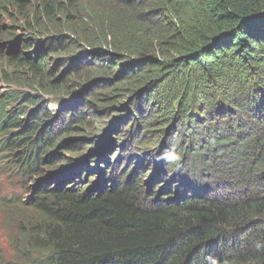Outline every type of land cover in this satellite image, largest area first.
Segmentation results:
<instances>
[{"label":"trees","instance_id":"trees-1","mask_svg":"<svg viewBox=\"0 0 264 264\" xmlns=\"http://www.w3.org/2000/svg\"><path fill=\"white\" fill-rule=\"evenodd\" d=\"M14 8L38 37L3 31ZM0 12V81L17 88L0 93V172L22 193L0 191V208L30 211L0 264H264V0H0ZM84 82L100 109L83 106ZM45 97H63L55 114ZM150 128L168 154L181 132L192 171L186 158L175 176L141 170ZM132 138L140 157L124 155ZM223 156L239 158L238 195L225 192L233 172L208 182Z\"/></svg>","mask_w":264,"mask_h":264},{"label":"rangeland","instance_id":"rangeland-1","mask_svg":"<svg viewBox=\"0 0 264 264\" xmlns=\"http://www.w3.org/2000/svg\"><path fill=\"white\" fill-rule=\"evenodd\" d=\"M11 14L14 15L12 22H11V20L6 21L5 17H2L5 21L1 27H2L3 31H5L6 34H8V35L12 34L11 36L17 35L20 37L19 39L24 38L25 36H30L31 34H33L35 37L39 36L37 34V32L32 28L33 26L32 25L29 26L30 23L29 24L25 23L24 19H23L24 21H20L21 15L15 10V8H14V11L12 9ZM0 16H1V12H0ZM30 22H31V20H30ZM47 36H50V35H47ZM28 40H30V39L28 38ZM33 47H34V45L32 43V47L29 50H27L26 52L32 53ZM57 77H58V75H56L54 77V79ZM24 81L29 82L28 79H25ZM84 83L87 84L85 86L86 92L83 93L84 88L80 91V95H81L82 99H84V102H85V104L83 106H85V108H90V109H100L99 106L95 105L99 101H94L93 100L94 97L90 98L92 95V89L94 88L91 85L94 84L95 82H91V83L84 82ZM84 83L82 85H84ZM52 85H54V84H52ZM48 87L52 90V92L50 94L66 93L65 90L54 89V87L51 85H48ZM10 89H14V87L5 86L0 81V92L5 91V90H10ZM98 89H99V87H98ZM100 90H102V89L100 88L98 90V92ZM24 91H26V90H24ZM68 98H69V96H67V99ZM89 98H90V100H89ZM47 99H48L47 97L44 98L45 101H47ZM61 100H63V97L58 98V99H54L53 97H51L50 100L47 101V106H46L47 109H44V110H46L47 112L55 114L59 109V105H60ZM102 101H105V100H102ZM108 103H109V101H108ZM135 116L138 117V113H136V111L133 112V117H131V120L135 121ZM112 117H110L109 119H111ZM180 130L182 132V127L180 128ZM79 131H80V129H79ZM86 131L92 132V127H89V128L87 127ZM99 131L100 130H96L95 132H92V136L96 135ZM129 131H130L129 124L125 123V125H123L121 127V130H119L120 135H121L119 137L120 140L126 139L127 138L126 136L128 135ZM181 132L176 133L171 138V141H170L171 147H170V153H169L170 155L168 154V151H165V149L161 150V149L157 148L158 147L157 141H159L161 139V137L157 139L156 135L153 136L154 133H153L152 128H150L149 130H145L142 133V136H144L148 140V142L151 141V143H150L151 145L148 148V152L150 154L148 156V153H147L145 156V160L147 157H148V160L146 162L142 163V166H141L142 167L141 170H143V172H145L146 175H148V176L151 175L155 171V168H161L163 170L162 172L165 176H167V177L171 176V175L175 176V175H177L176 172H179L181 167L179 169H177L176 171L173 168H177L179 166L177 163L181 164L180 162L183 158H186L187 162L190 164L189 155L182 151L185 147L184 145L187 143H184V144L182 143L183 140L181 141V136H180ZM96 139L100 140L99 138H96ZM138 140H139V138H136V140H135V138H132L129 141V146H130V148H132V150H131V153L129 154L130 151H129V148L127 146L124 149V155L125 156L132 155V154L135 155L136 157L141 156V153L137 149H135V147L137 146ZM229 144L231 146H235V144H231V143H229ZM224 147L225 146H222L219 148L223 149ZM69 152H70V149H69V151L67 149H64V152H62V155H65L66 153H69ZM160 152H161V155H160ZM167 156L172 158L173 162L175 164H177V166L174 167L173 163L171 162V165H170L171 167H167V165L162 162V160L167 158ZM221 156H222V154H220V152H219L217 154V157H216L218 162L220 161ZM221 160H222L221 161L222 163L219 165V167H216L221 172H216L214 170H213L214 172H211V173L209 172L208 179L210 181H208V182H210L214 188H216V186H218V184H220L222 186L225 183L229 182L226 174L233 172L229 176H230V178H232V180H230V182L234 184V188L231 187V184H226L227 189H225V192L230 196H235V194H237V195L240 194V192H242L243 190H242V186L240 184H238L237 182H235V177H237L238 173L235 174V172H237V171H235V169H234L238 165L239 158L237 157V158H232L229 160L225 156H223L221 158ZM230 161L234 165L229 164ZM182 164H183V162H182ZM160 165H163V166H160ZM133 166L134 165H131V167H133ZM190 169H191V164H190ZM191 171H192V169H191ZM164 172H166V174ZM225 172H227V173H225ZM194 173L198 174V176L201 180H207V177L204 176L202 173H199L198 170H195ZM160 175H161V173H160ZM126 176H127V173H126ZM7 177L8 176L2 175V178L0 181V183H2L5 186V188L7 190V195L10 194V196H11V195L15 194V195H17L18 200L21 199L22 193L19 192V189L17 188L16 185H13V184H15V180H13L11 177H8V178ZM214 177L217 180V182L213 179ZM221 192H223V190H221ZM214 193H219V192H218V190L217 191L214 190ZM14 204H16V205L12 209H10V211L0 208V255H2L3 253L10 255V253L12 251V249H11L12 248V241L15 238V233L17 232V228H19V226L22 223L21 218H22V216H26V215L30 214V211H28L29 209L28 210L24 209L25 211L24 210L21 211L23 208L20 206V203L18 201H16V203H14Z\"/></svg>","mask_w":264,"mask_h":264},{"label":"clouds","instance_id":"clouds-1","mask_svg":"<svg viewBox=\"0 0 264 264\" xmlns=\"http://www.w3.org/2000/svg\"><path fill=\"white\" fill-rule=\"evenodd\" d=\"M13 40V39H12ZM3 83V82H2ZM5 86H12V85H9V84H5V83H3ZM13 87V86H12ZM10 90H17V88L15 89V87H14V89H10ZM5 91H7V90H5ZM2 92V91H1ZM0 92V93H1ZM116 120V118H113V119H111V121H110V123H112L113 121H115ZM100 143L98 144V145H100L101 143H102V141H99ZM97 146V145H96ZM68 166H65V169L67 168ZM2 173L0 172V181H1V178H2ZM4 176H6V175H4ZM8 178V177H7ZM13 185H16L17 186V188H18V183H17V181H15V184H13ZM4 191V193L7 195V190H6V188H5V186L2 184V183H0V191ZM8 196H10V194H8Z\"/></svg>","mask_w":264,"mask_h":264},{"label":"water","instance_id":"water-1","mask_svg":"<svg viewBox=\"0 0 264 264\" xmlns=\"http://www.w3.org/2000/svg\"><path fill=\"white\" fill-rule=\"evenodd\" d=\"M99 143V141L94 140V146L98 145Z\"/></svg>","mask_w":264,"mask_h":264}]
</instances>
